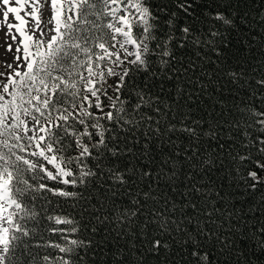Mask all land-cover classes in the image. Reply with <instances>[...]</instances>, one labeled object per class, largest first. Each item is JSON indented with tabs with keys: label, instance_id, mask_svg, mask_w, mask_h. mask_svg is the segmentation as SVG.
<instances>
[{
	"label": "snow or ice",
	"instance_id": "6c2138e0",
	"mask_svg": "<svg viewBox=\"0 0 264 264\" xmlns=\"http://www.w3.org/2000/svg\"><path fill=\"white\" fill-rule=\"evenodd\" d=\"M256 3L0 0L12 57V71L0 72V264H144L161 252L173 264H264V196L244 211L249 201L232 203L243 193L211 180L223 136L264 154V0ZM208 61L223 74L193 81ZM169 81L170 102L160 94ZM185 85L198 87L196 100L215 85L220 114L193 118ZM228 155L231 186L255 189L251 157Z\"/></svg>",
	"mask_w": 264,
	"mask_h": 264
},
{
	"label": "trees",
	"instance_id": "16d2710c",
	"mask_svg": "<svg viewBox=\"0 0 264 264\" xmlns=\"http://www.w3.org/2000/svg\"><path fill=\"white\" fill-rule=\"evenodd\" d=\"M154 2H158V0H154ZM255 7L256 8L260 7L259 0H257ZM246 8L253 17L259 19V17L256 16V12L253 10L251 5L246 6ZM244 10L245 9H241V11ZM261 11H264V9H261ZM89 19H92V17H89ZM254 31H259V29H254ZM259 50H260L259 47H257V52H259ZM188 56H190L193 60H196L197 64L201 63L195 57L193 52H189ZM231 63L234 64V61ZM224 67H225L224 65H221V68ZM205 74L211 75L212 79L216 80L217 76L222 75L223 73L219 69H217L215 65L211 64L210 61H208L203 65V73L201 72V69L199 67L195 70V73L192 74L193 81H195L196 77H200L201 83L206 84L208 82V75ZM185 87L187 91L193 92V100L195 101V103L190 104L191 114L193 118L195 119L202 118L208 120L209 119L207 115L208 113H212L214 115L220 114L221 112L220 105L216 104V101L220 99V93L213 92V87H215V85L209 87L208 91L205 92L203 95H201L199 100H196V95H195L196 92L198 91V87L196 89H194L190 85H185ZM153 92L154 93L159 92V89H153ZM174 93H175V81H169L164 85L163 93L160 94L162 95L163 98L169 99L170 102V97L174 95ZM210 93L211 95H209ZM223 95L225 97L224 103L227 104L229 107H232L234 103L233 100L231 99L233 93H231L227 88H225L223 91ZM235 102L239 103V98H237ZM211 105H215V107H212ZM184 110L187 111L188 108H185ZM224 119H230V117L227 115L221 117L222 121ZM242 140L245 143H248V141L244 137L238 138L235 136V134H233L231 140H229L227 136H223L221 138L220 142L224 143L225 147L224 149H217V151L219 152L222 161L221 163L218 164V168L222 170H214L213 173L211 174V180L214 182V186H216L217 188H219L220 185H223L222 192L224 193H231V192L243 193V195L235 196L234 199L232 200V203H236V201L239 200L240 203L237 205V208H239L240 204H243L244 201L246 200L249 201L248 205L244 208V211H247L248 207L255 209L259 205L261 201V197L264 196V168H259L256 164V160L258 157L261 158V162H264V154L259 153L256 150V147L251 146L250 144L247 153H245L241 144ZM212 144L213 147H215L216 141H213ZM229 152H232L233 154L238 152L241 155L247 154L251 157V160L247 163V167L250 170L257 171L260 177V179L256 182L257 187L255 189L249 188L245 190L243 185H241L239 189H234L231 186L232 182L229 180V173L233 171V161H232V157L228 155ZM248 179L251 180V177H249ZM208 181L209 178L204 177L203 182L207 184ZM47 183L49 185L52 184L51 181H48ZM60 187H68V186L61 185ZM68 190H72V189L69 188ZM96 195L99 196V193H97ZM100 199L102 200L103 198L100 197ZM92 203L97 204V206H99L97 199H93ZM63 207L65 209H68L67 205H64ZM68 211H71V209H68ZM88 219H90V217L86 215L83 218L82 224L86 222ZM92 223L94 224L95 221L93 220ZM173 251H175V249H173ZM166 257H169V253L167 252H161L159 255L151 254L145 257L144 264H173V259L178 258V257H169L168 259H166ZM216 258L219 260L224 259V257L219 256L218 254Z\"/></svg>",
	"mask_w": 264,
	"mask_h": 264
},
{
	"label": "rangeland",
	"instance_id": "374dc122",
	"mask_svg": "<svg viewBox=\"0 0 264 264\" xmlns=\"http://www.w3.org/2000/svg\"><path fill=\"white\" fill-rule=\"evenodd\" d=\"M26 8H27V6H26ZM41 11H42L41 19L44 22H46L48 16L50 15V13L47 10V5L46 4L44 5V8ZM21 15L22 16L25 15V12L21 11ZM26 18L29 19V21H30L29 26H31V18L30 17H26ZM9 20L11 22V20H12L11 16L9 17ZM9 41H10V37H9ZM4 47H6V45H5V35H4V31L0 30V72H11L12 69H6L5 68L4 61H5V59H7L8 63H12V57H11L10 54H8V55L5 54ZM15 47H16V45L13 44V52L15 51ZM20 70L23 71V69H20ZM111 82H112L111 79H109V83H111ZM101 99L103 100L104 98L101 97ZM105 110H107V109H105ZM29 135H31V133H29Z\"/></svg>",
	"mask_w": 264,
	"mask_h": 264
}]
</instances>
